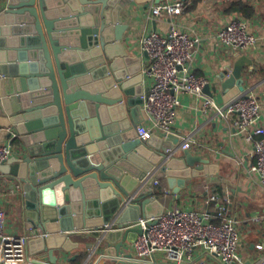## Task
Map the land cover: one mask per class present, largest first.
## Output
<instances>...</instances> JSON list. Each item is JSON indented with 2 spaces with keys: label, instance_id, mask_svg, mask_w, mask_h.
Instances as JSON below:
<instances>
[{
  "label": "water",
  "instance_id": "water-1",
  "mask_svg": "<svg viewBox=\"0 0 264 264\" xmlns=\"http://www.w3.org/2000/svg\"><path fill=\"white\" fill-rule=\"evenodd\" d=\"M164 1L0 0V142L17 149L0 171L21 183L30 249L46 252L49 264L79 249L73 233L111 223L117 228L100 234L99 246L118 264H142L123 257L133 258L129 245L143 231L124 227L165 213L154 181L165 178L180 196L190 180L219 174L189 150L169 158L174 144L157 145L155 134L138 138L147 90L141 57L122 42L123 11ZM245 66L253 60L242 56L204 92L220 88L226 101L244 92Z\"/></svg>",
  "mask_w": 264,
  "mask_h": 264
},
{
  "label": "crops",
  "instance_id": "crops-1",
  "mask_svg": "<svg viewBox=\"0 0 264 264\" xmlns=\"http://www.w3.org/2000/svg\"><path fill=\"white\" fill-rule=\"evenodd\" d=\"M177 1L184 2V8L181 14L175 17L166 14L161 17H151V8L156 5L154 2L148 8L136 3L127 6L123 15L128 30L122 41L127 50L130 54L141 57L143 70L149 68L151 60L149 56H145L141 38L155 30L167 34L174 25L180 31L198 39L193 71L209 79L212 88L220 86V78L226 76L225 73L232 72L237 59L247 56L253 60V66L244 68L246 91L258 97L262 105L259 124L264 126V0H165L162 3ZM235 2H245L252 6L255 10L253 16L246 17L242 13L231 12L230 7ZM234 18L246 20L250 31L258 36L259 40L254 49L239 52L223 46L218 41L219 30ZM142 73L147 93L153 81L149 75L144 74L143 71ZM213 97L219 103L226 102L220 88ZM180 99L181 106L177 109L173 132L170 134L156 132L155 143L159 146L166 143L174 144L177 150L174 155L182 156L184 150L181 144L186 136L191 135L192 147L189 151L216 164L219 167V174L190 180L180 196L174 194L167 180L163 178V188L170 192L164 194L163 188L160 187L159 190L154 191V195L160 198L165 211L175 208L204 211L209 208L206 201L210 194H217L221 199H227L231 214L238 221L242 241L241 251L245 262L246 264L256 262L264 256V221L255 220V217L264 214V186L260 183L258 175L250 170L252 164L256 162L254 146L243 134L236 133L221 120L204 113L199 97L183 94ZM146 119V122L151 123L148 117ZM6 143L11 144L9 139ZM19 184L21 183L12 180L7 182V177L0 171V203L7 213V233L17 236L33 235L34 231L28 229L22 214L19 196L22 188H17ZM206 187L209 188L208 193ZM211 208L213 209V206ZM132 215L137 216L138 211L134 210L131 212ZM92 230L94 229L71 235L74 241L80 243V247L67 254L63 263L59 264H87L88 257H91L92 264H118L114 258L119 256L106 253L104 249L107 245L99 246L100 234L92 233ZM89 246L92 247L88 248ZM27 252L28 264H49L48 254L30 249L29 242ZM202 255L208 259V264H221L219 259L197 252V257ZM68 259L71 261L69 262ZM123 259L140 261L134 255L133 258L123 257ZM141 262L146 264L144 261Z\"/></svg>",
  "mask_w": 264,
  "mask_h": 264
},
{
  "label": "built area",
  "instance_id": "built-area-1",
  "mask_svg": "<svg viewBox=\"0 0 264 264\" xmlns=\"http://www.w3.org/2000/svg\"><path fill=\"white\" fill-rule=\"evenodd\" d=\"M183 8L182 1L161 3L152 6L150 16L156 18L166 14L175 17L181 14ZM217 38L223 46L239 52L254 49L259 40L250 31L247 21L241 18H234L220 29ZM197 43L198 39L174 25L167 34L155 30L141 38V46L151 60L150 67L143 72L153 82L143 96L145 120L137 128L138 138L148 140L156 132L172 133L177 120V109L181 106L180 96L193 94L200 98L204 113L221 120L253 144L256 162L250 170L258 175L264 186V126L259 124L262 105L256 95L246 90L224 103H219L206 94L204 89L210 84L209 79L193 71ZM229 75L227 73L226 76ZM147 117L151 123L146 122ZM191 147L192 138L188 135L181 148L189 150ZM15 149L10 143L0 142V166L17 154ZM176 151L175 146L168 148V157L171 158ZM160 187L163 188L162 179H156L153 190H159ZM17 188L21 189L22 185H17ZM205 190L209 192L208 187ZM169 192L163 188L164 194ZM206 203L209 208L204 211L175 208L165 211L157 218H140L128 222L124 229L139 228L143 231L129 245L128 252L146 264H208V259L203 255L197 257V252L217 258L221 264H246L241 251L238 221L231 214L228 200L221 199L217 194H210ZM7 220V213L0 203V264H28L27 246L32 235L8 234ZM255 220L264 221V214L255 217ZM116 228L117 224L111 223L91 232L102 234ZM251 264H264V256Z\"/></svg>",
  "mask_w": 264,
  "mask_h": 264
},
{
  "label": "trees",
  "instance_id": "trees-1",
  "mask_svg": "<svg viewBox=\"0 0 264 264\" xmlns=\"http://www.w3.org/2000/svg\"><path fill=\"white\" fill-rule=\"evenodd\" d=\"M231 12L242 13L246 17L253 16L255 10L252 6L248 5L245 2H235L230 7Z\"/></svg>",
  "mask_w": 264,
  "mask_h": 264
},
{
  "label": "rangeland",
  "instance_id": "rangeland-1",
  "mask_svg": "<svg viewBox=\"0 0 264 264\" xmlns=\"http://www.w3.org/2000/svg\"><path fill=\"white\" fill-rule=\"evenodd\" d=\"M2 205V204H1ZM2 207H3V205H2ZM4 208V207H3Z\"/></svg>",
  "mask_w": 264,
  "mask_h": 264
}]
</instances>
